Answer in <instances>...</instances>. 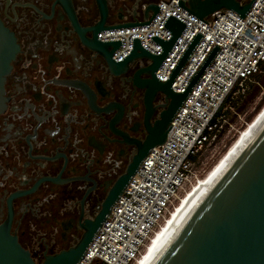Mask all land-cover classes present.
Listing matches in <instances>:
<instances>
[{
    "label": "flooded vegetation",
    "instance_id": "1",
    "mask_svg": "<svg viewBox=\"0 0 264 264\" xmlns=\"http://www.w3.org/2000/svg\"><path fill=\"white\" fill-rule=\"evenodd\" d=\"M161 1L0 0L17 45L0 112V226L35 264L76 247L128 168L167 136L151 60L120 65L99 46Z\"/></svg>",
    "mask_w": 264,
    "mask_h": 264
},
{
    "label": "built area",
    "instance_id": "2",
    "mask_svg": "<svg viewBox=\"0 0 264 264\" xmlns=\"http://www.w3.org/2000/svg\"><path fill=\"white\" fill-rule=\"evenodd\" d=\"M148 25L103 33V42H119L113 54L122 62L139 41L151 55L162 54L155 39L172 38L166 22L174 18L184 29L167 53L155 77L167 82L184 53L199 36L171 90L184 93L206 59L204 69L170 124L165 142L151 149L129 180L109 216L93 237L78 264H136L148 243L202 171L193 158L213 148L226 121L218 112L233 92L244 94L251 77L264 62V0H254L244 18L221 10L201 21L179 6L178 0L161 1Z\"/></svg>",
    "mask_w": 264,
    "mask_h": 264
},
{
    "label": "water",
    "instance_id": "3",
    "mask_svg": "<svg viewBox=\"0 0 264 264\" xmlns=\"http://www.w3.org/2000/svg\"><path fill=\"white\" fill-rule=\"evenodd\" d=\"M253 1L249 0L245 4L235 0H195L187 4L179 1V6L198 20L206 22L207 18L221 10L234 12L244 18ZM157 12L158 7L154 6L150 16H146L142 22L120 25L114 29L148 25ZM165 27L172 38L169 42L155 39L162 47L161 55H151L136 40L130 55L118 64L125 65L137 56L151 60L152 81L156 89L169 100V106L163 115L165 125L170 127L175 114L215 56L216 49L206 59L184 93H175L171 90L173 81L198 43L199 36L188 47L170 79L159 82L155 74L184 29L183 24L174 18H169ZM99 44L100 50L111 57L120 46L119 42ZM16 52L17 45L13 35L0 22V112L5 107V79ZM151 100L152 96L149 103ZM165 139L166 136L162 135L154 145L145 150L141 159L148 155L150 149L161 146ZM139 161L140 158L128 168V176L117 183V192L104 200L94 221L86 223L83 237L77 246L46 257L43 264H78L109 216L112 206L123 193L129 177L137 171ZM0 264H35L30 253L21 247L16 236L11 235L6 226H0ZM148 264H264V120L231 157L222 172L199 195L192 209Z\"/></svg>",
    "mask_w": 264,
    "mask_h": 264
},
{
    "label": "bare ground",
    "instance_id": "4",
    "mask_svg": "<svg viewBox=\"0 0 264 264\" xmlns=\"http://www.w3.org/2000/svg\"><path fill=\"white\" fill-rule=\"evenodd\" d=\"M264 120V106L253 121L239 134V137L227 150V152L220 158L217 164L203 179L190 189L184 195L183 199L179 201L178 205L173 209L169 217L163 222L164 224L157 233L151 238L144 253L141 255L136 264H148L154 254L161 248V246L174 233L184 216L192 209L196 203L199 195L215 180V178L222 172L231 157L255 131V129Z\"/></svg>",
    "mask_w": 264,
    "mask_h": 264
},
{
    "label": "trees",
    "instance_id": "5",
    "mask_svg": "<svg viewBox=\"0 0 264 264\" xmlns=\"http://www.w3.org/2000/svg\"><path fill=\"white\" fill-rule=\"evenodd\" d=\"M263 79L264 62L261 63L259 72L251 77V82L248 83L247 90L244 94H237L234 93L235 91H233L227 97L218 112V116H223V119L226 121V123L223 124V129L218 135V138L216 140L217 144L222 140L229 127L236 122L238 116L245 115V124H249L252 122L258 112L263 108L264 97H262L254 107L252 106L254 101L260 94L259 89L260 87H262ZM205 152H202L193 158L196 166H199V164L201 163V160L205 156Z\"/></svg>",
    "mask_w": 264,
    "mask_h": 264
},
{
    "label": "rangeland",
    "instance_id": "6",
    "mask_svg": "<svg viewBox=\"0 0 264 264\" xmlns=\"http://www.w3.org/2000/svg\"><path fill=\"white\" fill-rule=\"evenodd\" d=\"M261 85V84H260ZM259 88V87H258ZM260 94L258 98L254 101L253 107L260 101L262 97H264V79L262 80V87H260ZM252 110V109H250ZM261 111V110H260ZM259 111V112H260ZM258 112V113H259ZM257 116V115H256ZM255 116V117H256ZM254 117V118H255ZM245 115H240L237 117V120L235 123H233L227 132L225 133L222 140L216 144L213 148H208V150L205 152L204 158L201 160L202 171L198 175V180H193L189 187L187 188L186 194L190 191V189L197 183V181L203 179L206 177V175L212 170V168L217 164V162L220 160V158L227 152V150L231 147V145L236 141V139L239 137V134L247 127L248 124H245ZM253 121V120H252ZM250 124V123H249ZM185 194V195H186ZM184 195L181 194L179 196V200L174 201V206L176 207L180 200H182ZM174 207V208H175ZM173 211V210H172ZM171 211V212H172ZM170 212V214H171ZM169 217V216H168ZM164 224V223H163ZM162 224V225H163ZM162 227V226H161ZM160 227V228H161ZM158 232V231H157ZM156 232V233H157ZM149 244V243H148Z\"/></svg>",
    "mask_w": 264,
    "mask_h": 264
}]
</instances>
